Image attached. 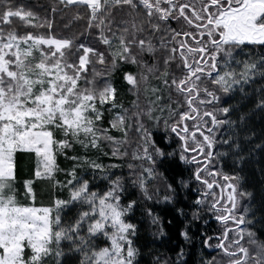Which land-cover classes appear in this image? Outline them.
I'll list each match as a JSON object with an SVG mask.
<instances>
[{"label":"snow or ice","instance_id":"1","mask_svg":"<svg viewBox=\"0 0 264 264\" xmlns=\"http://www.w3.org/2000/svg\"><path fill=\"white\" fill-rule=\"evenodd\" d=\"M59 3L84 9L65 25L84 20L79 39L58 37L51 21L41 22L34 11L13 0H0V264H137L132 239L136 227L126 220L136 201L122 202L120 177L102 175L107 187L101 192L78 170L105 173L88 150L100 151L107 142L112 156H127L121 148L134 127L142 143L132 159L148 166L142 163L139 172L132 164L128 167L136 177L132 183L147 196L146 182L157 175V157L166 154L145 120L162 124L179 142V161L190 166L199 185L192 189L198 193L192 219H203L201 213L207 211L221 228L203 240L204 246L218 250L226 264H264V240L253 230L252 205L244 203L253 193L243 189L239 173L218 166L229 155L235 157V167L243 163L238 130L246 131L244 140L250 141V117L264 114V86L251 95L246 88L257 77L264 81V51L241 58L246 46L264 49V0ZM42 28L47 31L30 30ZM122 65L137 69L123 73L136 95L131 115L117 103L111 79ZM237 91L250 100L249 112L224 100ZM106 112L112 115L109 127L123 132L125 139L102 127ZM77 145L84 154L69 155ZM223 146L226 151H220ZM256 147L264 148V143ZM18 153L34 154L37 178H52L59 170L57 153L71 161L68 179L60 185L69 198H57L49 207L20 203L15 190ZM179 183L190 187L187 181ZM168 189L175 192L172 184ZM25 193L35 200L32 181L26 182ZM69 212L73 214L65 219ZM189 231L180 233L186 241ZM177 256L183 258V249ZM208 264L219 262L213 257Z\"/></svg>","mask_w":264,"mask_h":264},{"label":"trees","instance_id":"2","mask_svg":"<svg viewBox=\"0 0 264 264\" xmlns=\"http://www.w3.org/2000/svg\"><path fill=\"white\" fill-rule=\"evenodd\" d=\"M14 3L24 5L27 9L35 12V14L43 22L45 19L53 24L52 32L58 37H74L79 39L81 33L85 32L86 22L84 20L74 22L70 27L65 28L69 24L71 18L80 11L82 14L84 9L81 6L69 5L65 6L59 3V0H13ZM57 9L55 12L52 9ZM31 31L46 32L47 29H30ZM264 49L256 46H246L241 53V57L248 53L259 55ZM98 68L100 66H97ZM135 73L136 67L133 65H122L115 73L111 75L112 82L117 89V103L123 105V108L129 110V115L135 111L133 101L136 95L130 91V86L123 80L124 72ZM262 86V82L246 86L248 93L251 95L254 88ZM143 92V89H141ZM243 93L237 91L232 98L224 97L227 104L239 106L243 112H249L251 109L250 100L242 99ZM144 97L141 95V102ZM120 111V109L114 110ZM239 114V113H237ZM112 115L108 112L102 123V127L109 128V133L118 140L125 139V135L121 131L109 127V120ZM235 119V115L233 116ZM131 124V121H128ZM145 126L153 134L154 141L158 147L165 152V157H157L156 172L157 175L146 182L147 196L141 189L132 183L136 177L132 174L133 169L128 166L132 164L135 171L139 172L142 163L148 166L146 162L132 159V152L142 143L140 135L135 131L134 127L129 128L127 133L128 143L123 145L121 151L127 150V156L115 157L111 155L112 146L107 142L103 143L102 149L88 150L87 155L91 159H95L98 163L105 166L106 172L93 173L90 169L82 168L78 170V174L91 181V187L97 191H103L107 187V182L101 179L102 175H111L113 179L120 177L124 185L125 191L122 196V202L127 204L130 201H136L131 212L126 217L127 222L132 223L136 227V235L132 237L133 246L138 250L136 257L137 264H200L201 260L204 264H208L213 257L219 264H226V260L222 257L218 250L207 248L203 244V240L207 236H215L221 231L218 222L212 217L211 213L203 211L201 215L203 219L194 221L192 219L193 201L197 196V192L192 191L199 185L191 178L190 166L184 165L179 161V142L178 140L163 128V125L156 126L154 122L145 120ZM251 131H247V135L251 136L250 141L244 140L246 131H239L240 139L245 146H249L251 150L256 151L258 163L251 166V169L245 170L244 165L234 166L235 157L229 155L223 158V164L218 165L226 173H239L242 177L241 184L243 189L252 192L251 200H245V204H251V211L254 215L251 218L256 219L254 231L257 232L259 238L264 240V148H257V144L264 143V114L257 113L249 119ZM227 129L225 134H227ZM254 133V134H253ZM249 144V145H248ZM226 146L220 148V151H226ZM107 152L108 155L103 153ZM167 153L176 155L168 157ZM69 155L84 154V150L78 145L75 151L68 150ZM56 163L58 171L52 178H37L35 176L36 157L31 153H18L16 166L15 190L18 194L17 199L20 203L31 205L34 203L36 207L54 206L55 199H68L69 192L60 185L66 183L68 177L66 170L71 167V161L66 160L63 154L57 153ZM238 163V162H237ZM118 165V167H111ZM187 181L190 187H183L179 181ZM32 181L35 200L26 196L25 184ZM57 181L59 184H57ZM168 184H172L175 192L168 189ZM148 196L151 199L147 198ZM171 197L170 202H165L164 197ZM243 210V209H241ZM74 211V210H73ZM151 212V215H149ZM183 212V214H181ZM73 213L66 214L65 219ZM153 218H157L158 222L153 223ZM206 221V223H205ZM190 229V240L186 241L180 235L181 231ZM98 243L103 246L105 243L103 238H99ZM213 245L216 240L211 242ZM183 249V258L178 259L177 253ZM67 264H73L71 260Z\"/></svg>","mask_w":264,"mask_h":264},{"label":"rangeland","instance_id":"3","mask_svg":"<svg viewBox=\"0 0 264 264\" xmlns=\"http://www.w3.org/2000/svg\"><path fill=\"white\" fill-rule=\"evenodd\" d=\"M256 81H257V83L262 82V86H264V81L260 80L259 77L256 78ZM242 147H243V156H244V161H243L242 165H244L246 162L248 163L251 160L248 165H244L245 166L244 168L247 171L248 169H251V166L257 164L258 163L257 160H259V159H257V157L255 156V152H256L255 150L256 149L253 152V150H251L249 146L244 145V142L242 143ZM251 219H253L256 222V219H254V218H251ZM200 264H204V261L201 260Z\"/></svg>","mask_w":264,"mask_h":264}]
</instances>
